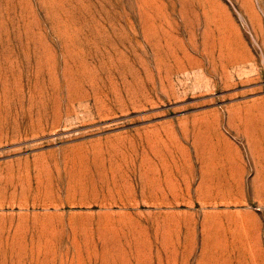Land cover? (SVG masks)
Here are the masks:
<instances>
[{"label":"rangeland","instance_id":"obj_1","mask_svg":"<svg viewBox=\"0 0 264 264\" xmlns=\"http://www.w3.org/2000/svg\"><path fill=\"white\" fill-rule=\"evenodd\" d=\"M0 264H264V0H0Z\"/></svg>","mask_w":264,"mask_h":264}]
</instances>
